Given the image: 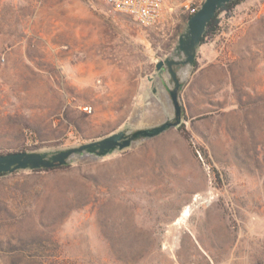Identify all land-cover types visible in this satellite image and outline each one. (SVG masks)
<instances>
[{
  "label": "rangeland",
  "instance_id": "374dc122",
  "mask_svg": "<svg viewBox=\"0 0 264 264\" xmlns=\"http://www.w3.org/2000/svg\"><path fill=\"white\" fill-rule=\"evenodd\" d=\"M203 1L173 0L141 27L100 0H0V154L172 120L174 85L155 65L173 55L182 5ZM217 19L179 74L191 145L171 128L0 176V264H264V0Z\"/></svg>",
  "mask_w": 264,
  "mask_h": 264
},
{
  "label": "water",
  "instance_id": "95a60500",
  "mask_svg": "<svg viewBox=\"0 0 264 264\" xmlns=\"http://www.w3.org/2000/svg\"><path fill=\"white\" fill-rule=\"evenodd\" d=\"M231 1L234 0H204L199 9L186 21L173 49V55L158 61L155 65L158 75L160 76L166 71L174 85L172 89L168 90L174 108L172 120H167L151 128L138 129L131 133L115 132L96 141L54 152L0 154V174L7 175L22 170L33 171L62 167L83 156L104 158L130 148L134 142L153 139L171 128L180 126L182 108L179 103L178 92L182 87V82L179 74L186 75L187 68L193 66L202 35L208 23L224 5Z\"/></svg>",
  "mask_w": 264,
  "mask_h": 264
},
{
  "label": "built area",
  "instance_id": "2783aa9c",
  "mask_svg": "<svg viewBox=\"0 0 264 264\" xmlns=\"http://www.w3.org/2000/svg\"><path fill=\"white\" fill-rule=\"evenodd\" d=\"M114 11L130 17L141 27H153L161 24L174 11L173 0H100ZM183 10L194 14L199 7L182 5ZM84 111L90 112L91 107Z\"/></svg>",
  "mask_w": 264,
  "mask_h": 264
},
{
  "label": "trees",
  "instance_id": "16d2710c",
  "mask_svg": "<svg viewBox=\"0 0 264 264\" xmlns=\"http://www.w3.org/2000/svg\"><path fill=\"white\" fill-rule=\"evenodd\" d=\"M241 1L243 0H234L231 1L230 3L224 5L217 13L216 15L211 19V21L208 23L206 30L204 32V34L202 35L201 38V44H204L207 42L208 39H210L216 32L217 27H218V15L220 13L223 12H227V11H231L233 9L234 6H236L237 4H239ZM193 15V14H189L186 15L184 17V22H186L188 20V18ZM200 44V45H201ZM193 67H196V63H194ZM177 130L179 131V133L181 134V136L183 137V139L190 144V135L189 132L186 130L184 124H181L180 126L177 127ZM19 152V151H17ZM22 152V151H20ZM60 168H65V166L62 167H56V168H52V169H40V170H33V171H49V170H54V169H60ZM4 174H0V176H3Z\"/></svg>",
  "mask_w": 264,
  "mask_h": 264
},
{
  "label": "bare ground",
  "instance_id": "6f19581e",
  "mask_svg": "<svg viewBox=\"0 0 264 264\" xmlns=\"http://www.w3.org/2000/svg\"><path fill=\"white\" fill-rule=\"evenodd\" d=\"M195 196H196V194H195ZM199 200V199H198ZM183 211V210H182ZM189 215V209H188V207L187 208H185V210L183 211V214H182V216L183 217H185V216H188ZM180 220V219H179Z\"/></svg>",
  "mask_w": 264,
  "mask_h": 264
},
{
  "label": "crops",
  "instance_id": "0c3cea01",
  "mask_svg": "<svg viewBox=\"0 0 264 264\" xmlns=\"http://www.w3.org/2000/svg\"><path fill=\"white\" fill-rule=\"evenodd\" d=\"M253 57H255V55H254V56H252V58H253ZM261 57H264V51H263V54L261 55Z\"/></svg>",
  "mask_w": 264,
  "mask_h": 264
}]
</instances>
